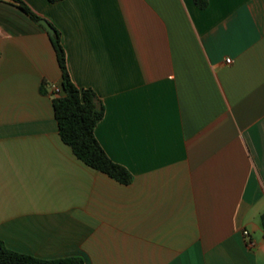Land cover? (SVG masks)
I'll return each mask as SVG.
<instances>
[{"label": "crops", "instance_id": "0c3cea01", "mask_svg": "<svg viewBox=\"0 0 264 264\" xmlns=\"http://www.w3.org/2000/svg\"><path fill=\"white\" fill-rule=\"evenodd\" d=\"M23 1L61 32L74 83L105 106L96 137L133 178L62 140L50 36L0 0L6 246L85 264H264V0Z\"/></svg>", "mask_w": 264, "mask_h": 264}, {"label": "trees", "instance_id": "16d2710c", "mask_svg": "<svg viewBox=\"0 0 264 264\" xmlns=\"http://www.w3.org/2000/svg\"><path fill=\"white\" fill-rule=\"evenodd\" d=\"M12 1L39 23L42 17L27 3L23 0ZM195 2L202 9L209 4V0H195ZM54 29V34L46 31L53 43L62 72L60 94L53 98L60 136L86 164L122 183H130L133 178L132 173L107 154L95 134L96 125L105 115V106L92 88H80L74 83L68 68L67 53L62 43L61 32L56 27ZM0 264H85V261L79 256L44 259L20 253L7 247L0 238Z\"/></svg>", "mask_w": 264, "mask_h": 264}, {"label": "water", "instance_id": "95a60500", "mask_svg": "<svg viewBox=\"0 0 264 264\" xmlns=\"http://www.w3.org/2000/svg\"><path fill=\"white\" fill-rule=\"evenodd\" d=\"M39 23L42 24L49 33H51V34L55 33L54 27L52 26V24L47 19L41 18L39 20Z\"/></svg>", "mask_w": 264, "mask_h": 264}, {"label": "built area", "instance_id": "2783aa9c", "mask_svg": "<svg viewBox=\"0 0 264 264\" xmlns=\"http://www.w3.org/2000/svg\"><path fill=\"white\" fill-rule=\"evenodd\" d=\"M226 61H227L228 63H230V62H232V59H231V58H227ZM53 90H54V93H55V94H57V95L60 94V87H59L58 85H54V86H53ZM244 234L248 235V234H249V231L245 230V231H244ZM249 244H250L251 246H253V245H255V242H254L253 240H250V241H249Z\"/></svg>", "mask_w": 264, "mask_h": 264}]
</instances>
